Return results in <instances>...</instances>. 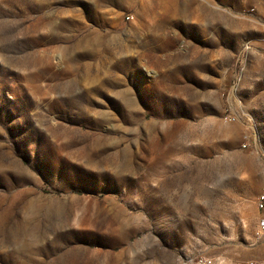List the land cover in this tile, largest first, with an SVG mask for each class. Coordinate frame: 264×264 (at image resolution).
Returning a JSON list of instances; mask_svg holds the SVG:
<instances>
[{
    "label": "rangeland",
    "instance_id": "obj_1",
    "mask_svg": "<svg viewBox=\"0 0 264 264\" xmlns=\"http://www.w3.org/2000/svg\"><path fill=\"white\" fill-rule=\"evenodd\" d=\"M263 177L264 0H0V264H264Z\"/></svg>",
    "mask_w": 264,
    "mask_h": 264
},
{
    "label": "crops",
    "instance_id": "obj_2",
    "mask_svg": "<svg viewBox=\"0 0 264 264\" xmlns=\"http://www.w3.org/2000/svg\"><path fill=\"white\" fill-rule=\"evenodd\" d=\"M212 165L213 164H211L209 166V168H207L206 170L202 169L201 184L199 182H197V184H196L197 190H200L202 194L204 193V191H206L207 194H211V195H215L217 193L219 194V186L216 185L213 182V180H212V183H210L211 179L208 180L206 183H204V179H203L205 171H206V177H209L210 173L215 171V169L212 167ZM251 171H255L254 168L251 169ZM262 196H264V177H263L262 181L258 185L253 186L252 192H251V196H250L249 199L250 200L260 201ZM236 201H238V199ZM261 218H264V216H262Z\"/></svg>",
    "mask_w": 264,
    "mask_h": 264
},
{
    "label": "built area",
    "instance_id": "obj_3",
    "mask_svg": "<svg viewBox=\"0 0 264 264\" xmlns=\"http://www.w3.org/2000/svg\"><path fill=\"white\" fill-rule=\"evenodd\" d=\"M262 200H264V196H262L261 199H260L261 202L259 203V208H263ZM260 229L261 230L264 229V218L260 219ZM203 264H205V263L203 262Z\"/></svg>",
    "mask_w": 264,
    "mask_h": 264
}]
</instances>
